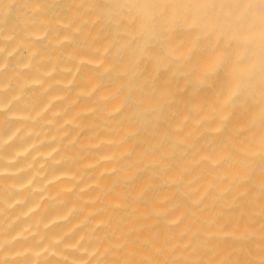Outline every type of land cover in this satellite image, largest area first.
I'll return each instance as SVG.
<instances>
[{
	"label": "bare ground",
	"instance_id": "1",
	"mask_svg": "<svg viewBox=\"0 0 264 264\" xmlns=\"http://www.w3.org/2000/svg\"><path fill=\"white\" fill-rule=\"evenodd\" d=\"M0 264H264V0H0Z\"/></svg>",
	"mask_w": 264,
	"mask_h": 264
}]
</instances>
